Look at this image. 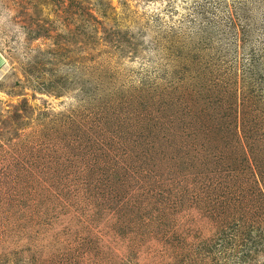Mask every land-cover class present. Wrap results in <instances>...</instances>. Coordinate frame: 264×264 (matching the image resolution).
I'll return each instance as SVG.
<instances>
[{
  "label": "rangeland",
  "instance_id": "1",
  "mask_svg": "<svg viewBox=\"0 0 264 264\" xmlns=\"http://www.w3.org/2000/svg\"><path fill=\"white\" fill-rule=\"evenodd\" d=\"M0 264H264V0H0Z\"/></svg>",
  "mask_w": 264,
  "mask_h": 264
}]
</instances>
